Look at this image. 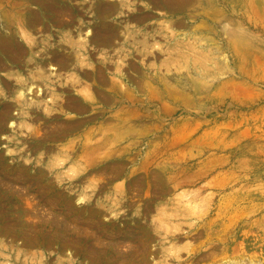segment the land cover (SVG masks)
Returning a JSON list of instances; mask_svg holds the SVG:
<instances>
[{
	"label": "rangeland",
	"instance_id": "rangeland-1",
	"mask_svg": "<svg viewBox=\"0 0 264 264\" xmlns=\"http://www.w3.org/2000/svg\"><path fill=\"white\" fill-rule=\"evenodd\" d=\"M102 1L0 0V264H264V0Z\"/></svg>",
	"mask_w": 264,
	"mask_h": 264
},
{
	"label": "bare ground",
	"instance_id": "bare-ground-1",
	"mask_svg": "<svg viewBox=\"0 0 264 264\" xmlns=\"http://www.w3.org/2000/svg\"><path fill=\"white\" fill-rule=\"evenodd\" d=\"M101 1V0H100ZM163 1V0H162ZM168 1L167 3L170 4L168 5L169 10H171V12H177V11H181L182 8L180 7H184L187 6V3H189L191 0H166ZM200 1V5L201 7H204V3L203 0H198V2ZM194 2V1H193ZM216 3L220 4V5H212V7L216 8V15H225L227 17L230 16V21L232 23V25L235 28V32H237L236 30L238 29V26L236 25V20L235 18L237 17V13L239 12V5L240 3H244L246 4L245 0H215ZM123 3V1H122ZM125 3V2H124ZM123 3V4H124ZM165 3V2H164ZM196 3V0H195ZM248 3V2H247ZM192 4V2H191ZM190 4V5H191ZM250 6V3H248ZM157 5V4H156ZM117 4H116V0H103L102 2H99L95 5V10L97 11V14L99 15H108L110 13H112L113 11L117 10ZM167 6V5H166ZM222 9H221V7ZM246 6V5H245ZM167 8V7H166ZM227 9V11H226ZM250 9V7H249ZM52 13V12H51ZM226 13H228V15H226ZM96 14V15H97ZM183 16V15H182ZM251 16V15H250ZM180 18V16H178ZM220 17H224V16H220ZM259 17V15L257 16V18ZM204 18V17H203ZM206 19L209 20L208 16H206ZM241 19V18H240ZM205 20V19H204ZM229 21V20H228ZM244 21V20H243ZM72 22V21H71ZM176 22V21H175ZM186 22V21H185ZM226 22V21H225ZM208 23V22H207ZM219 23V22H218ZM187 24V23H186ZM231 26V24L229 25ZM240 26V25H239ZM227 27V25H226ZM170 28V27H169ZM173 28V27H172ZM240 28V27H239ZM224 29V28H223ZM226 30V29H225ZM230 30V29H229ZM115 31L112 30V32ZM169 31V30H167ZM94 32V31H93ZM92 32V33H93ZM111 32V31H110ZM108 32V29L104 30L103 34H97L96 32H94V34H91L88 32L87 36H92V38L94 39H99L101 37V35L103 36H107V40L110 39L112 36V34L110 35ZM170 32V31H169ZM226 32V31H225ZM126 34V33H125ZM124 34V36H125ZM238 34V33H236ZM131 35V34H130ZM86 36V37H87ZM235 37V36H233ZM2 37L1 41H0V48H5V38ZM9 38V42H7V46L5 49L4 53H7V51H9V53H11L12 51L16 50V43L12 40V34H10ZM233 43V42H232ZM231 43V44H232ZM230 44V45H231ZM234 44V43H233ZM60 61V60H58ZM3 67V63H1L0 60V67ZM23 92L21 91V97H23ZM27 92V91H26ZM95 105V104H94ZM74 106V105H73ZM4 118L0 117V123H2ZM130 124V123H129ZM126 125V124H125ZM64 219V218H63ZM62 223L60 220L54 223V228H56V234L57 231H65V228L62 227ZM41 224V223H40ZM41 226H39L40 228ZM132 231V230H131ZM115 232V231H114ZM60 234V233H58ZM112 234H109V236H111ZM139 233H133V232H129L127 235L126 233H122V235H118L116 237V239L114 240V243H112L113 247L119 251L120 254H116L114 256H111L108 254L107 256V260L109 261V264H141V263H145L146 260L148 259V256L151 254L150 252H148V246L147 245H139V243H136L135 246H132L134 244H132L131 246H128L126 248L125 244L126 242L129 243H133L134 239L138 238ZM112 237V236H111ZM51 238V237H50ZM131 239V240H130ZM96 243L91 244L90 248H86V251L91 252L93 255L92 258L94 260L97 259V261H101L104 257L106 256H101L100 252L105 249L106 247L110 246V243L107 242L106 240L100 239L99 237L96 236L95 239ZM104 243V244H103ZM83 245V244H82ZM104 245V246H103ZM130 245V244H129ZM84 247V246H83ZM81 248V247H80ZM103 248V249H102ZM125 251H124V249ZM108 253V250H106ZM86 253V252H85ZM90 253V254H91ZM152 255V254H151ZM212 255V254H211ZM209 257H212L209 255ZM152 259L154 260V258L152 257ZM204 260V259H203Z\"/></svg>",
	"mask_w": 264,
	"mask_h": 264
}]
</instances>
